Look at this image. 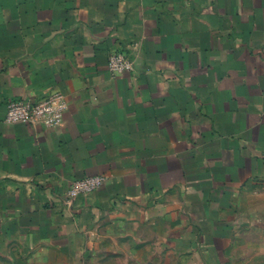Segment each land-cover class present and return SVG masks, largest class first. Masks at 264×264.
I'll use <instances>...</instances> for the list:
<instances>
[{
  "label": "crops",
  "instance_id": "1",
  "mask_svg": "<svg viewBox=\"0 0 264 264\" xmlns=\"http://www.w3.org/2000/svg\"><path fill=\"white\" fill-rule=\"evenodd\" d=\"M118 51L134 68L114 76ZM55 91L61 127L5 121L8 100ZM110 219L264 264V0H0V255L76 258Z\"/></svg>",
  "mask_w": 264,
  "mask_h": 264
},
{
  "label": "rangeland",
  "instance_id": "2",
  "mask_svg": "<svg viewBox=\"0 0 264 264\" xmlns=\"http://www.w3.org/2000/svg\"><path fill=\"white\" fill-rule=\"evenodd\" d=\"M166 227L130 220L99 223L85 249L76 258L67 250L28 243L0 255V264H209L193 253L176 248Z\"/></svg>",
  "mask_w": 264,
  "mask_h": 264
},
{
  "label": "built area",
  "instance_id": "3",
  "mask_svg": "<svg viewBox=\"0 0 264 264\" xmlns=\"http://www.w3.org/2000/svg\"><path fill=\"white\" fill-rule=\"evenodd\" d=\"M108 66L114 76L123 75L134 68L132 61L122 51L109 56ZM68 110L66 95L55 91L37 101L28 99H11L6 103L5 121L7 123H25L42 125L55 129L64 124ZM104 183L102 175H92L72 182L68 199L72 201L80 195H87L98 190Z\"/></svg>",
  "mask_w": 264,
  "mask_h": 264
}]
</instances>
